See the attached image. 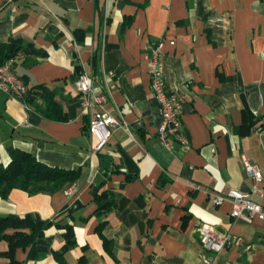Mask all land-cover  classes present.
<instances>
[{"label": "crops", "instance_id": "obj_1", "mask_svg": "<svg viewBox=\"0 0 264 264\" xmlns=\"http://www.w3.org/2000/svg\"><path fill=\"white\" fill-rule=\"evenodd\" d=\"M160 39L167 40L165 86L183 103L188 141L172 150L159 139L162 112L148 71L149 47ZM10 40L45 52H19L13 70L30 88L48 87L67 120L0 91V164L9 165L17 149L81 176L55 193L13 190L0 200V217L72 226L76 245L62 256L65 264H264V223L237 221L230 203L213 202L236 189L264 207L261 0H0V44ZM77 67L106 97L88 113ZM103 114L122 125L97 152L89 127ZM244 157L261 170L257 192ZM203 224L231 236L222 252L201 244ZM65 234L50 227L34 248L18 249L17 260L61 264L54 253L64 251ZM7 249L0 242V253Z\"/></svg>", "mask_w": 264, "mask_h": 264}, {"label": "built area", "instance_id": "obj_2", "mask_svg": "<svg viewBox=\"0 0 264 264\" xmlns=\"http://www.w3.org/2000/svg\"><path fill=\"white\" fill-rule=\"evenodd\" d=\"M261 3L264 10V0H261ZM166 43V39L151 43L148 52V71L151 89L160 104L162 112V123L158 129L159 139L166 149L172 150L173 142L186 146L188 141L182 133L183 103L177 94L169 92L165 86L163 56ZM171 44H175V42L171 41ZM21 58V54H17L5 64H0V91L25 103L28 94L27 86L13 70L14 62ZM76 84L81 93L87 96L83 101L85 113L105 102L106 97L104 95L93 92V80L88 75H81ZM25 106L28 107L26 103ZM121 125V121L110 115L95 116L89 127L91 135L97 141L95 151L103 150L112 136L111 129ZM243 162L248 177L254 182L253 190L257 192L258 184L263 181L261 170L250 164L245 157ZM73 192L74 186L66 191V195L71 196ZM213 202L216 206L230 203L231 216L237 221L248 224H253L256 221L264 223V207L250 199L249 195L242 191L232 189L227 195L215 194ZM199 237L205 249L216 254L222 252L231 241L230 235L220 234L207 224L201 225Z\"/></svg>", "mask_w": 264, "mask_h": 264}, {"label": "trees", "instance_id": "obj_3", "mask_svg": "<svg viewBox=\"0 0 264 264\" xmlns=\"http://www.w3.org/2000/svg\"><path fill=\"white\" fill-rule=\"evenodd\" d=\"M78 42H83L84 32H75ZM19 52L25 54H35L45 56V52L36 49L31 43L10 40L0 44V64H5L14 58ZM35 64L32 62L31 65ZM77 78L82 75L80 67L76 69ZM27 86L28 94L25 103L28 106H35L43 116L55 121L65 122L66 114L62 112L60 104L54 99L48 87L41 85L30 88L28 81L20 77ZM41 100L43 106H37ZM45 106V107H44ZM11 162L5 166L0 164V200H8L13 190H22L30 194L55 193L63 190L66 186L77 182L80 179V170H64L52 168L40 162L37 157L22 150L12 149L10 152ZM66 229V246L64 251L55 252V258L61 264H65L62 256L71 247L76 245L74 229L68 224H58L52 221H37L32 215L20 217L18 215H8L0 217V242H7L8 249L0 253L1 257L7 260L6 264H25L16 258V252L22 248L29 250L35 247L37 241L45 235V231L52 226ZM8 230H14L13 234H8Z\"/></svg>", "mask_w": 264, "mask_h": 264}]
</instances>
